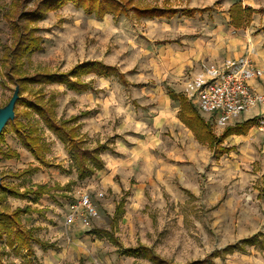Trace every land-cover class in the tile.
Returning <instances> with one entry per match:
<instances>
[{"label": "rangeland", "instance_id": "obj_1", "mask_svg": "<svg viewBox=\"0 0 264 264\" xmlns=\"http://www.w3.org/2000/svg\"><path fill=\"white\" fill-rule=\"evenodd\" d=\"M11 1L0 0V8L5 11L13 7ZM136 2L141 5H164L163 0ZM242 2L256 9L261 8L262 11L256 13L251 25L241 29L240 33L251 37L252 49L264 48V0ZM169 5H176L178 9L189 5L212 8L191 18L181 15L173 18L137 17L133 12L119 17L108 14L98 18L86 15L82 8L72 3L50 12L44 19L33 24L40 28L38 34L43 37V47L22 59L26 73L39 70L69 71L80 62L100 60L125 73L130 84H124L117 75L108 78L86 75L84 79L92 83L96 95L77 94L61 84L28 86L26 92L20 95L30 98L38 93H45L47 98L53 95L57 101L56 112L61 119L81 115L84 111L88 112L86 108L89 107L93 113L82 115L80 122L75 123L80 126V134L88 147L94 148L103 143L113 153L125 154L123 146L126 144L114 145L116 137L130 134L129 139L132 140L129 144L138 143L141 136L145 135L142 133L141 118L155 114L152 111L148 113V107L157 106L165 90L174 89L185 94L191 101L185 89L189 81L199 76L194 72L197 66L185 69L183 78L166 80L167 70L176 69V56L179 61L180 56L190 59L189 52H184L189 45L182 41V45L175 43L173 46L169 40L182 39L188 42L198 33L203 34L200 28L206 22L227 26H223L226 31L216 39L218 45L215 48L227 46L225 43L231 35H237L234 30L228 29L230 23L224 14L227 11V0H170ZM11 9V18L16 17L15 8ZM2 10L0 107L8 103L16 87L7 77V67L2 62L5 54L3 47H9L14 39L10 36L8 19ZM224 37L228 40L226 38L225 41ZM259 54H254V63L263 74L253 79L251 85L257 91L264 92L255 86V82L264 75V66H258L256 61ZM245 56L249 55L245 53L242 57ZM166 59L170 63L169 69L163 64ZM227 62L219 59L205 66L203 62L201 66H223ZM152 89H155V98L152 99L153 103H148L150 99L147 94ZM160 103L162 105V101ZM168 108L171 110L167 112L170 125L162 131V141L158 148L155 146L152 149L154 157L125 162L103 152L105 171L79 179L68 148L36 113L32 112L28 116L24 112L25 106L17 104V118L39 128L49 147L47 160L54 165L34 171L33 176L18 177L24 169L36 167L32 165L38 162L21 144L11 125H8L0 136L1 183L19 191L37 184H48L53 189L41 198L39 204L13 196L2 199L0 192V210L11 212L17 207L31 205L35 210L22 216L23 227L32 229L34 236L48 246L32 241L29 248L34 255L30 256L28 248L15 251L16 246L10 247L5 240L0 241L2 263L156 264L144 256L135 258L119 255L118 246L102 232L106 229L114 233L122 247L146 246L167 261V264H187L204 259H207L208 264H264V179L262 183L242 179V172L258 171L259 162L249 163L253 155L241 159L236 153L220 154L217 145L210 146L198 140L192 130L193 136L188 138L181 131L183 127L174 124V105ZM200 113L204 118L208 116ZM178 114L179 111V118ZM246 117L256 119L252 136L264 138V129L259 128L264 121V106H259L257 111L254 107L242 113L240 121H245ZM208 122L218 137L224 128L232 124L215 127L212 121ZM83 125L92 128L96 126L98 130L89 133ZM157 139L151 135L150 143L158 145ZM101 140L103 142L100 143ZM224 141L222 145L227 146ZM139 145L138 151L142 153L143 147ZM261 145H257V151L261 150ZM119 147L124 152H119ZM144 148L146 150V146ZM3 151L18 154L6 158ZM85 191H89L94 198L97 195L100 218L90 226L66 225V213ZM100 192L103 196H98ZM122 199L125 212L115 221L116 207ZM254 235H259L256 245L242 243L243 239ZM242 244L244 251L238 248ZM230 245H234L235 249L226 251Z\"/></svg>", "mask_w": 264, "mask_h": 264}, {"label": "trees", "instance_id": "obj_2", "mask_svg": "<svg viewBox=\"0 0 264 264\" xmlns=\"http://www.w3.org/2000/svg\"><path fill=\"white\" fill-rule=\"evenodd\" d=\"M70 3L78 8H82L86 15H94L98 18H103L108 14L113 15V17H119L128 15L130 12H133L137 17L171 18L179 13L182 16L193 17L197 12H206L212 8H183L180 10L172 7H160L158 5H141L136 0H12L11 4L13 7L5 11L0 8L8 19L10 36L14 37L9 47H3L5 54L2 62L7 67V77L16 86H19V94L26 92L28 86L47 84L65 85L68 89L75 92L93 90L92 83L84 79V76L90 74L105 78L117 75L124 84H130L125 73L121 72L116 66L106 64L100 60L80 62L69 71L53 72L39 70L31 74L25 72V62L22 59L34 51L41 50L43 47L41 45L43 37L38 34L40 28L33 24L44 19L50 12L61 9ZM16 5L17 7H15ZM11 8H15L16 17L13 16L11 18ZM261 11V8L256 9L252 5L244 4L242 0H236L228 9L229 23L235 30L246 29L253 22L254 15ZM168 93L173 100L178 102V106L180 107L178 115L181 121L192 130L198 140L210 146L217 145L220 154H229L234 150V147L222 145L225 138L232 134H247L256 125L255 118L247 119L243 122L227 126L224 132L218 137L214 134L211 124L201 115L200 110L185 94L179 93L171 88L168 89ZM19 103L25 106L24 112L28 116L32 112L36 113L46 127L68 148L79 179H85L95 174L98 170L105 168V162L101 153L108 150L107 145L98 144L94 148L88 147L85 138L80 134V126L75 124L82 115H86L88 112H83L81 115L73 116L69 119H61L56 112L57 101L55 97L50 95L47 98L45 93H38L32 98L20 95L17 104ZM8 125H11L21 144L31 152L41 165L47 167L54 165L47 160L46 153L49 147L41 136L38 127L19 120L16 112L15 118L4 127L0 136L7 129ZM2 154L6 158H13L18 153L14 151H3ZM38 169L39 167L37 166L29 167L17 176L30 175ZM52 189L53 187L48 184H37L23 191H19V189L11 188L3 183L0 184L2 199L13 196L21 199H29L33 203H38L41 197L51 192ZM124 205L125 202L122 199L116 207L115 221L119 216L124 214ZM34 210L31 205L17 207L11 212L0 210V241L5 240V243L10 247L16 246L14 248L15 251H19L22 248H28L30 250L29 247L32 241L42 246H48L34 236L32 229L27 230L23 227L22 216ZM102 232L108 235L110 240L118 246L119 249L117 252L121 256H132L135 258L144 256L156 264H167V261L146 246L122 247L111 230L105 229ZM259 235L245 238L242 243L254 246L258 242ZM238 248L241 251L245 250L243 244L238 245ZM234 249L235 246L230 245L226 248V251H233ZM29 255H34L32 249ZM0 264H4L1 261V257ZM187 264H208V261L207 259L196 260Z\"/></svg>", "mask_w": 264, "mask_h": 264}, {"label": "crops", "instance_id": "obj_3", "mask_svg": "<svg viewBox=\"0 0 264 264\" xmlns=\"http://www.w3.org/2000/svg\"><path fill=\"white\" fill-rule=\"evenodd\" d=\"M163 1H164V5L158 4V6H160V7H172V8H177V9L179 8L176 5H169L170 0H163ZM233 2H234V0H227V3H228L227 9H226L227 11L224 12V14H226L228 16V22H230L228 9ZM154 5H156V4H154ZM249 5H251V4H249ZM186 8H203V7H197V6L189 5V7H186ZM198 13H201V12H197L194 16L199 15ZM179 15H181V14L179 13L178 15H175V16H179ZM175 16H173V17H175ZM173 17H171V18H173ZM183 17L184 18H191V17H186V16H183ZM164 18H166V17H164ZM223 26H225V25H223L222 23H214V22L208 23V22H206V24H204V26L202 28H200V30L203 34L201 35V33L200 34L198 33V36L191 38L188 42H186L185 40H182V39L169 40V42H172V44H174L173 46L176 45L175 43L182 45V41L185 44L189 45L187 50H185L184 52H187V53L189 52L190 59L188 57L183 59V57L180 56L181 61H179L178 60L179 57L176 56L177 59L174 57L176 59V62H177L176 64L174 63L176 66V69H174L175 71L174 70H167L165 79L166 80L167 79L174 80L175 78H177V79L183 78L182 73H184V70L190 69V68H195L194 67L195 65L197 66V68L194 69L195 70L194 72L196 75H200V74L205 73L206 69L208 67H210V65H209V66H206L205 68L204 67L202 68L201 64H203V62L206 63V64H204V66H205V65H207V63L210 64L211 62H214V61L219 60V59H222V61L236 60V59H239L240 57L244 56L245 53L247 55H249L250 57H252V59L254 60L255 59L254 54H259V52H261L259 54V58L256 61H257L258 66H262V65L264 66V48L259 47V48H256L255 50L252 49V43H251V39H250L251 37L246 33L241 34L240 30H235L230 25H228V27H229L228 29H229V31L234 30L235 31L234 34H237L236 37L231 35V38H229V41L227 42L228 44L225 43L227 46H221L220 45L217 48H215L216 45H218L215 43L216 39L219 36H222L226 31ZM225 27H227V26H225ZM243 35H245V36H243ZM226 38L224 37L225 41H226ZM227 40H228V38H227ZM217 43H221V42H217ZM163 64L165 65V67H167L169 69L170 63H169V61H167V59H166V61L164 60ZM90 75H92V78H101V77L94 75V74H90ZM255 86L259 90H264V75L262 78L258 79L255 82ZM153 90L155 91V89H152L147 94V96L150 99L147 101L148 103H149V101L152 103L154 101V100H152L153 98H155V95H154L155 93L153 92ZM71 91H73V90H71ZM73 92H75V91H73ZM165 92L166 93L163 92V96H162V100H161L162 105L160 103L161 101H159L157 103V106L148 107L149 108L148 113H150L152 111V112H155V114L151 115V117H149V118H147V117L141 118L140 121H141L142 127H143L142 133L145 134L144 136H141V140L139 139L140 141H138V143L130 145L129 142L132 140V139H129L130 134H123V137H116L114 145H119V143L121 145L123 143L126 144L125 146H123L125 148L126 152L122 151V149H120V147H119V152H124L125 154L113 153L109 149L106 150L104 152V154L107 153L108 156H111L116 160L119 159V160L125 161V162L129 161V160L133 162L134 160H137V159H151L152 157H154L155 152L152 149H154L155 146H157V148H158L159 143L162 141V137H161L162 131L164 130V128H166V126L170 125V123H169L170 120L167 117L169 114L167 112L171 111V110H169L168 107L172 108V105H174L173 109L176 112V114H175L176 115V119H175L176 121H174L175 126L183 127V129L181 131L188 138H190V136L191 137L193 136L192 135L193 133L190 131V129H188L177 117V112L180 109L177 101L173 100L170 97V95L168 94V90H165ZM75 93H77V94L78 93H85L84 95H88V94L94 95L96 93V91L95 90H87V91L75 92ZM175 103H177V106ZM142 104L144 105V102H142ZM86 109H88V112H89V114H87V115H91L93 113L91 110H89V107H87ZM145 109H147V108H144V110ZM255 109L257 111L259 109V106L255 107ZM84 112H87V111H84ZM93 117H95V116H92V118ZM137 118H138V116L136 117V119ZM205 119L210 121L208 116H205ZM240 119H241V115H240V117L236 118L232 122L231 125H234L238 122H243V121H240ZM247 119L248 118L246 117L244 120H247ZM79 122H80V120H79ZM83 127H85L86 130H89V133H93V132L98 130L96 126L92 128L90 125H86V126L83 125ZM215 127H217V126H215ZM254 128L255 127H252L247 134H240V135L232 134V135L228 136L225 139L224 144L227 146H235L234 150L230 152L231 155L233 153H236V154H238V156H240L241 159H247V157L249 155L254 156L253 160L249 161V163L251 164V163H255L256 161H258L259 162L258 168H260V169L258 171H254V172L253 171L252 172H249V171L242 172V176H243L242 179L243 180H255V182L262 183V180L264 179V169H262V167H264V138L258 137L257 135H255L253 137L252 135L254 132ZM224 130H225V128L223 129V132H224ZM120 133L121 132H119V134ZM151 135H153L155 139L158 138L157 140H159V142L156 140V142H158V145L156 144L153 146L152 143H150ZM101 142H103V141L101 140L100 143ZM259 143H262V145L260 146L261 150L257 151V145ZM101 144H103V143H101ZM139 144H141V146L143 147L142 153H139V151H138V149L140 148ZM145 146H146V150L144 148ZM116 150H118V149H116ZM159 150H161V149L159 148ZM256 153H258V154L256 155ZM102 154H103V152L101 153V156H102ZM32 158H34V156H32ZM102 158H103V156H102ZM35 161L38 162L36 159H35ZM246 163H248V162L246 161ZM32 166L39 167L38 170H40L41 168H47V166H43L39 162L34 163ZM48 167H52V166H48ZM102 171H105V168L98 170L97 172L99 173ZM33 175L34 174H32V176ZM238 182H240V181H238ZM238 184L240 185V183H238ZM42 197H44V196H42ZM37 204H39V202Z\"/></svg>", "mask_w": 264, "mask_h": 264}, {"label": "built area", "instance_id": "obj_4", "mask_svg": "<svg viewBox=\"0 0 264 264\" xmlns=\"http://www.w3.org/2000/svg\"><path fill=\"white\" fill-rule=\"evenodd\" d=\"M254 60L245 56L230 60L223 66H210L206 72L189 81L186 94L196 107L208 115L217 127H225L242 113L264 106V92L257 91L251 81L262 76ZM264 129V121L259 126ZM98 196H103L100 192ZM96 197L89 191L81 193L66 213L65 224L90 226L100 218V209Z\"/></svg>", "mask_w": 264, "mask_h": 264}, {"label": "water", "instance_id": "obj_5", "mask_svg": "<svg viewBox=\"0 0 264 264\" xmlns=\"http://www.w3.org/2000/svg\"><path fill=\"white\" fill-rule=\"evenodd\" d=\"M19 92L20 88L19 86H16L13 95L11 96L8 103L0 107V133L3 131L4 127L16 116L15 108L20 97ZM1 182L2 179L0 178V184Z\"/></svg>", "mask_w": 264, "mask_h": 264}]
</instances>
